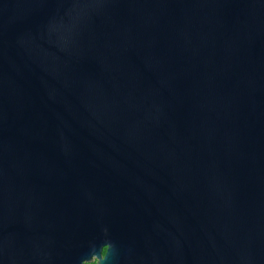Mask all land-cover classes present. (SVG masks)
Returning a JSON list of instances; mask_svg holds the SVG:
<instances>
[{
    "label": "water",
    "instance_id": "obj_1",
    "mask_svg": "<svg viewBox=\"0 0 264 264\" xmlns=\"http://www.w3.org/2000/svg\"><path fill=\"white\" fill-rule=\"evenodd\" d=\"M264 264V0H0V264Z\"/></svg>",
    "mask_w": 264,
    "mask_h": 264
},
{
    "label": "rangeland",
    "instance_id": "obj_2",
    "mask_svg": "<svg viewBox=\"0 0 264 264\" xmlns=\"http://www.w3.org/2000/svg\"><path fill=\"white\" fill-rule=\"evenodd\" d=\"M91 264H94V262H92Z\"/></svg>",
    "mask_w": 264,
    "mask_h": 264
}]
</instances>
